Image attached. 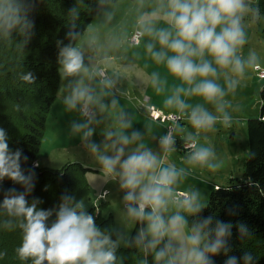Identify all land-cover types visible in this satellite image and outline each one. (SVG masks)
Wrapping results in <instances>:
<instances>
[{"label": "clouds", "instance_id": "obj_1", "mask_svg": "<svg viewBox=\"0 0 264 264\" xmlns=\"http://www.w3.org/2000/svg\"><path fill=\"white\" fill-rule=\"evenodd\" d=\"M39 0H0V40H17L25 49L34 35L31 18ZM87 5L91 22L80 28L81 11L68 12L67 32L56 41L57 72L63 89L60 102L65 113H75L67 127L69 138H79L85 154L103 170L104 182L115 183L123 195L116 213L118 227L101 228L88 204L74 195L62 194L59 203L42 208L34 190L39 167L36 160L23 167L28 156L9 144L0 127V228H19L22 239L15 249L19 260L30 264H123L118 250L139 248L142 264H258L249 252L231 255L233 228L238 239L252 235L248 224L203 216L198 189L177 191L190 169L219 170L223 161L213 147L199 143L200 133L217 123L230 126L231 107L225 99L234 94L250 70H259L260 54L250 49L248 26L261 18L254 0H93ZM67 41V43L64 42ZM143 48V55L139 49ZM147 57L165 68L152 71L147 85L163 94L164 108L173 110L171 123L161 135L151 134L155 147L145 144L152 117L140 102L132 109L121 104L126 96V73L137 60ZM120 67L112 68L111 64ZM171 76L179 83L169 85ZM33 83L30 70L21 74ZM144 81L134 78L139 87ZM200 97L203 103H189ZM206 105L210 106L207 107ZM143 115V131L133 128L135 114ZM187 119L194 133L180 137L187 153L182 164L168 163L178 150V121ZM99 134V142L93 140ZM254 156V154H253ZM15 187L3 189V181ZM108 192L98 199H107ZM99 212V211H96ZM230 215H235L229 209ZM136 227L135 235L129 230ZM6 253H0L4 256ZM148 257H151L149 262Z\"/></svg>", "mask_w": 264, "mask_h": 264}, {"label": "trees", "instance_id": "obj_2", "mask_svg": "<svg viewBox=\"0 0 264 264\" xmlns=\"http://www.w3.org/2000/svg\"><path fill=\"white\" fill-rule=\"evenodd\" d=\"M254 3L259 4L260 14L264 16V0H254ZM74 5L81 11L82 29L94 15V12L89 14L85 11L87 5L95 8L93 0H39L31 13L35 23L34 35L25 49L20 47L17 40H0V127L7 131L10 146L22 149L28 156V161L23 165L25 168L31 167L33 161L37 160V152L41 148L45 120L56 98L59 83L56 41L64 39L67 12ZM64 42L67 43L66 40ZM28 70L36 76L33 83L20 78ZM260 98L259 116L247 119L248 155L244 162L243 178H230L225 186L216 185L209 194L202 215H213L233 224L237 221L248 224L252 235L242 239H238L233 228L229 241L233 251L230 254L241 256L243 252H249L257 258L258 264H264V78ZM176 143L178 150L184 151L182 142L177 140ZM88 168L78 162H66L61 167L39 164L34 169L35 187L28 199L40 198L43 201L40 207L47 209L58 204L60 196L65 193L77 199L87 197L90 190L83 171ZM10 187L23 190L20 185L4 180L3 189ZM100 206L105 204L101 203ZM229 209L235 215H230ZM87 211L95 214L96 223L102 229L113 226L111 214L103 216L95 205L88 206ZM2 219L4 217H0ZM135 231L136 227L130 236H134ZM21 239L19 228H0V253H6L0 256V264H30V261L19 260L15 254ZM118 257L123 258V264H142L145 259L139 248L121 247ZM213 259L215 264H223L225 257L221 254ZM148 260L151 262V257Z\"/></svg>", "mask_w": 264, "mask_h": 264}, {"label": "rangeland", "instance_id": "obj_3", "mask_svg": "<svg viewBox=\"0 0 264 264\" xmlns=\"http://www.w3.org/2000/svg\"><path fill=\"white\" fill-rule=\"evenodd\" d=\"M247 32L248 43L244 46V52L247 53L252 49L260 54L261 63L259 70H250L235 93L225 98L231 105L227 109L232 116L230 126L217 123L213 129L200 133L199 143L213 147L216 152V158L223 161V165L219 170L214 172L206 168H192L189 175L182 180L177 188V190L182 191L198 189L200 192V202L203 206L207 203L209 194L215 184L225 186L228 184L230 178H243L244 162L248 155L247 119L259 116L258 111L261 106L260 89L263 85V78H260L259 74L264 70V16L261 15L258 22L251 23L247 28ZM139 51L143 55V48L139 49ZM117 65L113 63L110 67L119 69ZM152 71H159L162 75L166 74L163 66L156 65L153 61L147 59V57L136 61L133 70L126 73L129 78L126 81V96L121 98V104L124 107L132 109L134 113L136 105L143 102L147 105L148 110L150 106H153L156 109H161L164 115L172 114L173 110L164 108L163 101L165 96L163 94H156L146 83L147 77ZM134 78L143 80L144 84L139 87L135 86ZM168 82L169 85L179 83L171 76L168 77ZM62 89L63 84L59 78L57 93H55L56 98L52 102L45 120L41 148L37 152V159L41 166L61 167L66 162H78L82 163L83 166L89 167L83 171V177L88 181L90 191L88 196L83 199L88 206L95 205L97 209L100 208L103 216L111 214L113 217L112 227L116 228L118 225L116 223L115 212L119 211V201L123 193L118 191L115 183L104 182L106 177L103 174V170H97L95 163L85 154L81 147L79 138H69L67 133L68 124L72 119H76L77 117L75 113L64 112L63 105L60 102ZM198 102L203 103L200 97H193L189 100V103L192 104ZM134 119L138 121L133 122V128L143 131V121L146 118L137 113ZM157 122L162 123L160 120ZM170 123L171 119H167L163 121L159 128V125L152 121L149 133L145 136L143 142L155 147V142L150 139L151 134L153 132H159V135L163 134ZM178 123L182 126L183 132L177 135V140H180V137L183 135L195 132V129L192 128L186 117L180 119ZM101 139L102 136L99 134L98 129L97 133L93 136V140L99 142ZM186 155L185 151L177 150L168 155L167 162L174 163L178 167L184 166L182 161ZM105 191L108 192V198L98 199L99 194ZM101 203H104L105 206L101 207ZM133 228L129 230V235Z\"/></svg>", "mask_w": 264, "mask_h": 264}, {"label": "built area", "instance_id": "obj_4", "mask_svg": "<svg viewBox=\"0 0 264 264\" xmlns=\"http://www.w3.org/2000/svg\"><path fill=\"white\" fill-rule=\"evenodd\" d=\"M259 76H260V78H264V70L262 72H260ZM149 112H150V116L154 120L165 121L167 119H172V114L164 115L161 110L156 109L153 106L149 107ZM35 161L36 160H34L33 162H35ZM214 187H216V185H214ZM177 191L183 192L182 190H177Z\"/></svg>", "mask_w": 264, "mask_h": 264}, {"label": "crops", "instance_id": "obj_5", "mask_svg": "<svg viewBox=\"0 0 264 264\" xmlns=\"http://www.w3.org/2000/svg\"><path fill=\"white\" fill-rule=\"evenodd\" d=\"M117 67H120V66L117 65ZM160 110H161V109H160ZM152 121H153V122H156V123L159 125V128H160V125L163 123V121H162V123H161V122H157L158 120H153V119H152ZM163 128H164V126H163ZM154 134H155V135H159V132H158V133L155 132ZM37 161L39 162L38 159H37ZM39 164H40V162H39ZM40 165H41V164H40ZM43 166L53 167V166H49V165H43ZM215 185H218V184H215ZM213 187H214V186H213Z\"/></svg>", "mask_w": 264, "mask_h": 264}]
</instances>
